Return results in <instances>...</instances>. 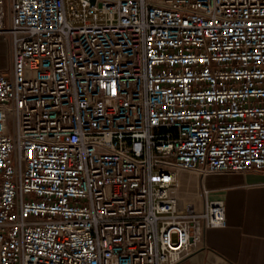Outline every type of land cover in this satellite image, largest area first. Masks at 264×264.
Wrapping results in <instances>:
<instances>
[{"label":"built area","instance_id":"built-area-1","mask_svg":"<svg viewBox=\"0 0 264 264\" xmlns=\"http://www.w3.org/2000/svg\"><path fill=\"white\" fill-rule=\"evenodd\" d=\"M0 36V264H179L205 178L264 171V0H0Z\"/></svg>","mask_w":264,"mask_h":264},{"label":"crops","instance_id":"crops-1","mask_svg":"<svg viewBox=\"0 0 264 264\" xmlns=\"http://www.w3.org/2000/svg\"><path fill=\"white\" fill-rule=\"evenodd\" d=\"M7 63L6 40L0 36V69ZM194 178L182 175L187 199L199 208L189 193ZM204 185L212 198L224 201L227 226L206 231L202 246L179 264H264V171L210 174Z\"/></svg>","mask_w":264,"mask_h":264},{"label":"rangeland","instance_id":"rangeland-1","mask_svg":"<svg viewBox=\"0 0 264 264\" xmlns=\"http://www.w3.org/2000/svg\"><path fill=\"white\" fill-rule=\"evenodd\" d=\"M7 50H8V48H7Z\"/></svg>","mask_w":264,"mask_h":264}]
</instances>
